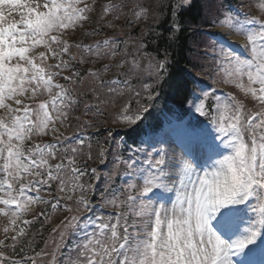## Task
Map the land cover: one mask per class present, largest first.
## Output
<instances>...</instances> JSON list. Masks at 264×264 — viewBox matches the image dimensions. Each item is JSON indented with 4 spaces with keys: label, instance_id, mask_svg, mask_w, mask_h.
<instances>
[{
    "label": "snow or ice",
    "instance_id": "1",
    "mask_svg": "<svg viewBox=\"0 0 264 264\" xmlns=\"http://www.w3.org/2000/svg\"><path fill=\"white\" fill-rule=\"evenodd\" d=\"M99 7L97 13V0H0V215L8 218L0 229V264H264V0L248 5L220 0L219 6L212 0L209 5L215 8L213 27L225 30L209 33L211 71L236 91L221 97L211 86L197 92L188 81L174 80L185 93V113L205 118L194 142L181 140L179 155L167 134L141 127L159 96L154 84L168 75L167 54L142 69L114 37L71 42L93 15L106 22L104 27L126 15L123 0ZM192 7L193 0H172L170 39ZM245 7H255L260 15ZM149 14L147 4L132 6L137 21ZM100 34V29L85 32ZM232 35L244 43L236 44ZM100 61L108 62L83 73L77 67ZM144 71L154 84L138 88L133 79ZM109 72L113 76L106 78ZM81 103L84 116H104L118 107L113 122L136 133L137 147L126 160L117 157L97 206L89 199L88 179H99L97 169L81 166L82 157L94 159L90 138L61 131L73 118L80 121L73 113ZM176 126L183 128V121ZM43 137L52 142H41ZM96 158L105 160L103 146ZM121 163L139 184L126 180L112 186ZM39 205L63 214L52 230L59 243L53 241L51 252L47 242L45 249L34 248L31 226L41 217L51 219L36 211ZM94 207H110L115 214L83 215ZM70 230L76 239L61 253Z\"/></svg>",
    "mask_w": 264,
    "mask_h": 264
},
{
    "label": "trees",
    "instance_id": "2",
    "mask_svg": "<svg viewBox=\"0 0 264 264\" xmlns=\"http://www.w3.org/2000/svg\"><path fill=\"white\" fill-rule=\"evenodd\" d=\"M114 1L118 2V0ZM206 1L207 0H193L194 7H192L189 11L184 12L180 18L181 31L178 33L177 37L174 40L170 39L169 32L172 22L169 11L172 0H123V3L127 5V7L124 9L126 15L123 17L124 21L122 22V26L124 27L123 29H121L122 26H119L114 31H110L109 27H104L106 22L100 20L98 15H93L92 17L95 18L97 27L101 30V33L106 32L107 37L114 38L118 34L123 42L129 43L125 47L127 52L129 53L128 58H130L131 56L137 58L140 61L142 69L148 68L149 60L160 61L163 60L165 58V55L167 54L168 75L164 77L163 83L155 85V78L150 77L147 74V71H144L138 79H133V84L136 87H141L143 83H150L154 84L156 90L159 92V96L157 97V99L151 102L149 112L146 114L145 120L141 122V127L145 131H147L148 129H160L164 119H167V117L165 116V112L167 110L174 111V109L177 107L180 111L185 112L187 104L184 99L185 93L183 90H177L174 87L175 79L188 81V87L191 88L194 86L195 82V75L191 74V70H193L195 73L197 71H201L206 74L207 72H209V75L214 76V78L216 79L215 83H220V80L211 71V65L213 63L206 65L205 63H203L202 59L199 60V58L201 57L200 49L203 50V45L206 42V40L201 36L203 35L202 28L213 25L212 20L215 14V8L211 11L207 9L209 8V6H207ZM136 3H143L150 6L151 16L148 20L145 21L143 19L144 21H137L132 15V6ZM97 11L99 13L100 7L97 8ZM108 19H111V17H109ZM131 20L135 21L131 22ZM141 45L146 46L141 47ZM70 51H72L77 57L81 55V53L74 48ZM144 53H146L147 55H143ZM118 61L119 60H117L116 62ZM107 62L108 61H100L96 65L85 63L83 65H77V67H79L81 72L83 73L89 68L102 67L103 63ZM200 66H204L203 69H200ZM127 67L128 66H126V68ZM112 76L113 72H109L106 78H111ZM61 81L64 83L63 80ZM83 99L84 98H81V100ZM88 99L90 100V97ZM135 106V101L133 100L132 107L135 108ZM118 112V107L108 109L107 113L104 116H94L93 118L95 121L92 120L91 123L94 126L102 125L103 127L105 126L107 128H110L111 130H113L115 137H124L128 140L129 144L133 145V139H135L136 133L132 132V130L126 127L123 123L113 122L115 119V115ZM74 113L77 114L81 119L83 118V103H81L80 107L77 108ZM86 119L87 118H85V122H87ZM80 121H78V123ZM82 128L88 129L87 126ZM103 139L106 142H109L110 137L105 134L103 136ZM95 140H99V137H96ZM100 143V141H96L92 144V152L95 157L97 156V146H99ZM81 162H84V166L88 168V165L91 161L87 160L86 157H82ZM88 179L89 182H91L90 177H88ZM42 208L47 215L51 216V219L50 221L45 222L41 217L31 226V233L35 239L34 248L36 251L45 249V242H47L46 251L51 252L54 247L53 241L57 243L55 238V235L57 233L53 232L52 230L57 227L60 219L62 218V215H60L59 212L52 213L50 207L46 208L44 206ZM28 218L30 219L31 216H29ZM1 228L2 227L0 226V229ZM68 237L69 236L67 235L66 239H68ZM25 254H31L27 251V248L25 249ZM17 258H19V255L17 256ZM48 259H50V257ZM62 259L63 255H58V261Z\"/></svg>",
    "mask_w": 264,
    "mask_h": 264
},
{
    "label": "rangeland",
    "instance_id": "3",
    "mask_svg": "<svg viewBox=\"0 0 264 264\" xmlns=\"http://www.w3.org/2000/svg\"><path fill=\"white\" fill-rule=\"evenodd\" d=\"M207 6H209L212 2V0H207ZM205 2V3H206ZM209 11H211L212 9L214 8H207ZM221 31H225L224 29H221ZM85 32H89L88 30V27L86 26L85 30L84 31H79L77 30L76 33L74 35L71 36V40H78L80 42H87V41H91L93 39V36H89V35H85ZM231 39L232 40H236L238 41V39H241L243 40V38L239 37V36H236V35H232L231 36ZM224 88H227L228 86L224 85L223 86ZM198 129H196L194 132L191 131V128H186V127H183V128H180V127H177L176 125L169 128L163 135L167 134V136L171 139V141H173L171 147H172V150L175 151V153L177 155H179V152H180V148H179V143L181 142V139L183 136H185L183 133H185L186 135H188L189 137H187V142H194L199 131H200V128L201 127H197ZM62 131V129H61ZM159 147H165L167 148L168 145H158ZM145 160V156H144V159L143 161ZM126 179H130L129 177H127ZM133 180L139 184L140 181L138 179H136L135 177H133ZM251 214V213H250ZM6 217H3L2 215H0V223H2L3 221H5Z\"/></svg>",
    "mask_w": 264,
    "mask_h": 264
}]
</instances>
